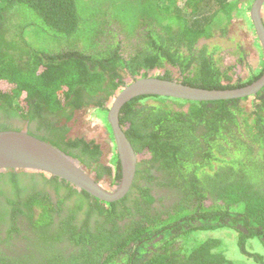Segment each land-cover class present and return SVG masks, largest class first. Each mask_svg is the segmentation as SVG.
<instances>
[{
  "label": "trees",
  "instance_id": "obj_1",
  "mask_svg": "<svg viewBox=\"0 0 264 264\" xmlns=\"http://www.w3.org/2000/svg\"><path fill=\"white\" fill-rule=\"evenodd\" d=\"M107 1L105 11L100 1L0 0V132L26 123L97 182L117 185L118 155L105 164L99 144L71 136L78 113L107 117L117 93L141 78L233 90L264 68L234 81L235 66L218 58L223 46L214 41L229 38L243 0ZM120 1L139 10L133 33L122 26L124 11L119 18L111 9ZM27 30L65 45L35 48ZM233 55L245 65L239 43ZM120 124L142 158L118 202L44 173L0 172V264H241L219 239L201 238L219 229L237 234L235 249L248 261L264 264L248 247H264V89L215 102L140 97L122 108Z\"/></svg>",
  "mask_w": 264,
  "mask_h": 264
},
{
  "label": "water",
  "instance_id": "obj_2",
  "mask_svg": "<svg viewBox=\"0 0 264 264\" xmlns=\"http://www.w3.org/2000/svg\"><path fill=\"white\" fill-rule=\"evenodd\" d=\"M263 9L264 0H255L249 16L264 52ZM263 89L264 73L252 84L233 90H205L155 77L141 78L128 84L110 102L107 114L122 174L115 189L105 188L93 175L87 173L78 161L25 131L0 132V172L44 173L64 180L76 190L86 192L102 202L115 203L124 199L130 192L141 159L120 124L121 110L125 105L140 97H163L190 102L239 100L256 96Z\"/></svg>",
  "mask_w": 264,
  "mask_h": 264
},
{
  "label": "rangeland",
  "instance_id": "obj_3",
  "mask_svg": "<svg viewBox=\"0 0 264 264\" xmlns=\"http://www.w3.org/2000/svg\"><path fill=\"white\" fill-rule=\"evenodd\" d=\"M100 1L101 6L105 11L110 8V1L102 0H90ZM255 0H243L244 10L241 15L236 16L234 22L229 27V34L226 39L220 40L217 38L214 43H219L223 46V50L219 52V59L223 65H234L233 79L237 81L242 79L244 81L250 79L255 74L259 73L264 68V52L258 42L254 28L251 26L250 21V10L251 6ZM121 5V1L119 2ZM84 5V3H83ZM124 6V9H123ZM91 8L90 4H85V11ZM83 8V6H82ZM113 8V11L118 13V17L121 18V11H124L125 18L123 20V27L133 33L137 29V24H135L134 18L138 17L139 10L136 5L126 2L118 8ZM88 12V11H87ZM264 17V9H263ZM90 27L99 28L100 23L96 20H88ZM26 36L28 41L35 45V48L46 49L48 51L57 52L61 47H64L65 41L51 39L43 33H37L36 31H26ZM51 42V43H50ZM239 43L244 51L247 53V59L244 66L237 64V58L234 54L236 50V44ZM129 81V80H128ZM127 81V82H128ZM111 104V103H110ZM110 107V105H109ZM106 114L95 110H88L80 112L76 115L74 122L71 124L72 131L71 136L84 138L86 140L96 141L102 149L103 156L102 161L105 164H115L116 163V146L112 136L109 124H107ZM142 158V157H141ZM103 186L107 189H115L117 185L113 183L112 179H104L102 181ZM202 239L216 238L219 239L223 244V251H225L226 256L234 260L235 262H240L241 264H255L254 262L248 261L244 256L236 251L237 245V234L229 229H219L213 232H204L201 234ZM254 244V247L252 246ZM235 246V247H234ZM251 247V251L263 254L264 247L257 241L248 242V247ZM236 248V249H235Z\"/></svg>",
  "mask_w": 264,
  "mask_h": 264
},
{
  "label": "flooded vegetation",
  "instance_id": "obj_4",
  "mask_svg": "<svg viewBox=\"0 0 264 264\" xmlns=\"http://www.w3.org/2000/svg\"><path fill=\"white\" fill-rule=\"evenodd\" d=\"M263 18H264V17H263ZM111 102H112V101H111ZM109 105H110V104H109ZM99 112H100V111H99ZM101 113H102V112H101ZM18 128L21 129V130H23V131H25V132L27 131V125H26V123H25V124H24V123H23V124H19V125H18ZM112 136H113V135H112ZM113 139H114V138H113ZM87 141H91V140H87ZM92 141H94V140H92ZM95 142H96V141H95ZM96 143H97V142H96ZM97 144H98V143H97ZM93 176H94V175H93ZM101 184H102V182H101ZM102 185H103V184H102ZM104 187H105V186H104ZM105 188H106V187H105Z\"/></svg>",
  "mask_w": 264,
  "mask_h": 264
}]
</instances>
